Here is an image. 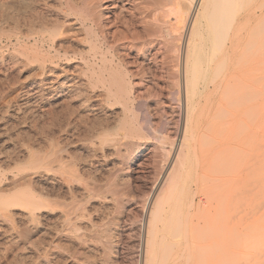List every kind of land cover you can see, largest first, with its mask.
<instances>
[{
    "label": "bare ground",
    "instance_id": "1",
    "mask_svg": "<svg viewBox=\"0 0 264 264\" xmlns=\"http://www.w3.org/2000/svg\"><path fill=\"white\" fill-rule=\"evenodd\" d=\"M262 30L264 0H0V260L41 256L48 264L52 237L94 255L75 222L62 230V221L52 223L56 196L83 201L98 188L85 185L87 179L106 170L104 201H118L121 214L123 198L135 197L140 187L144 161L152 159L155 174L166 152L169 194L138 213L146 221L139 226L136 264H241L230 257L248 233L244 214L226 213L210 225L211 206L199 188L211 180L208 134L214 140L219 112L213 106L223 85L233 179L238 189L253 191L248 54L251 34ZM115 58L121 65L112 66ZM123 140L135 155L124 152ZM72 144L84 157L67 161L62 152ZM114 223L107 236L117 241H110L111 253V243L104 248L102 264H122L125 223ZM89 232L96 241L105 233ZM52 259L70 264L59 254Z\"/></svg>",
    "mask_w": 264,
    "mask_h": 264
},
{
    "label": "rangeland",
    "instance_id": "2",
    "mask_svg": "<svg viewBox=\"0 0 264 264\" xmlns=\"http://www.w3.org/2000/svg\"><path fill=\"white\" fill-rule=\"evenodd\" d=\"M249 45H250V51L248 54V59L250 62V67L253 70V73H252V77H253L252 99L253 100L250 101V108H251L252 113L255 115L254 116L252 114L253 117H252V124H251V129L253 131V152H254V156H255V171H254L255 176L253 178V183H254L253 191H252V193H247L244 191L243 186L241 187V189H238L237 188L238 185L235 183V181L233 179L235 176V173H234V167L235 166L233 163L234 157H233V155H231V153H229V149L227 147V141H228L230 132H228V130H227V118L228 117H227V114L225 112V110L227 109V93H226V91H224L223 85L218 86V95H217V98H216V100L214 102V106H213V108L217 109L216 112H219V114H217L216 120L214 119V121L217 122V127L215 130L216 135L214 136V140H216V141L214 142V140H212V136L210 134H208V136L210 137L208 145L210 144L211 141H212V143L208 146L211 148L209 150L210 157L208 160V169H207L206 173L209 174V176L211 177V180H209L207 182L208 185H206V186L201 185L199 190L201 189L205 192V194H207L206 195L208 197L207 203L211 206L210 209L212 212L211 213L212 216L209 220L210 225L214 226L217 222H220L221 216H224L226 213L230 214V215L231 214H234V215L244 214V222H245L244 225L247 226L246 228L249 227L248 228L249 230H247L245 228V230L248 231V233L246 235L242 236L240 245L238 246L236 253L232 254V256L230 257V260L235 261V262H239L241 264H261V262L264 261V232H263L264 231V30H262L261 32H258V33H252L250 36ZM115 65H121L120 62L118 61V59H116V58L112 62V66L115 67ZM211 77L212 76L208 77V79H210ZM221 77H222V73L215 75V79L217 81ZM2 86L3 85L0 84V88ZM254 94H256V95L254 96ZM203 96L205 97V93H203ZM251 102H253V103L251 104ZM251 105L253 108L251 107ZM209 107H210V105L208 103L207 107H206L207 110L209 109ZM117 109H118V107H116L114 109V111H117ZM224 121H225V123H224ZM113 124H114V121H109V122L105 123V125H110V126ZM151 127L154 129V126H151ZM159 127H160V125H159ZM59 129L60 128L58 127L52 131V133L55 131V133H53L54 136L56 133H58L57 135H59V132H60ZM218 140H219V142H217ZM130 142L131 141H124L123 140V142L121 143V147L124 150V152L126 151V153L135 155L137 153V151H132V143H130ZM69 149L71 150V152ZM73 150H74V152L72 153ZM67 151L68 152H64V151L62 152L64 154L63 156H66L65 158L67 159V161H71L72 159L78 160L79 156L84 157V154H83L84 150L82 148H79V146L77 144L76 145L75 144L70 145L68 147ZM162 154L163 155L160 157L161 160L158 164V167H156L157 172L155 174L152 173V175H151L152 165H153L152 159L147 158L144 161L145 165L142 166L143 169L141 168V173L139 174L140 178H138L139 179L138 185H140V187L137 188L138 190L136 189L137 191L135 192V195H134L135 197L123 198V201L126 202V207L124 208V210L121 214L119 213V209H118L119 208L118 207V201L117 202L113 201L111 204L104 201L105 200L104 196H107L108 193L109 194L107 197L110 196V192L108 191V186L106 185L108 183V178L106 176V174L108 172H106V170L102 171L104 175L100 174V175H102V177L100 175H97L98 177L96 176L93 179H87V183L85 185L90 186V187H94L93 185H96L99 188L98 189L95 186V189L97 188L96 190L98 191V192L97 191L95 192L96 195L91 194L89 196L90 198L87 197L86 199H84L81 202H78L77 204L72 203L71 198H69L68 195H66L64 193H60L61 195L59 194L58 196H56L57 200H59L60 202H57L56 206H54V213L51 215V217H52L51 219H53L52 223H54V222L61 223V221H62V223L64 224L60 227V230H62L70 222L71 223L75 222L76 225L80 227V229L78 230V233L85 234L86 239H88L86 241H83L82 245L84 244L83 246H85V247H87L88 245H89V247H94L96 249V253H94V255H93V252L91 250L88 252L87 249L84 250L85 252L84 251L81 252L82 249L76 250L74 248L68 247V246H66V241H62L61 243H59L58 240L55 241L56 239H54L52 237L48 243L49 254L47 256L46 262L48 264H54V263L55 264H66L63 261L57 262V260L52 259L53 255L56 256L59 254L62 256V259H63V257H64V259L66 257L67 261H69L70 264H102L101 258L103 257L104 248H107V249L109 248V243H111L110 241H112L113 243H116V241H117V238H115L116 237L115 235H111L108 238L107 231L112 229V228L114 229V227L116 226L114 221L117 219L119 220V218H121L122 223L123 224L125 223L124 224L125 225V232H123L125 234L122 235L123 237L122 236L120 237V240L118 242L119 244H121V245L118 244L119 249H120L121 263L122 264H124V263L125 264H136V261L138 260L137 256L140 255V253H138L136 243L140 238L139 233H141L140 236L143 235L142 231L139 230V226L146 221V219L144 217L142 218V216H140L138 213H140V209L142 206L145 205V208L147 209V208H149V205L152 206V202L155 201V199L157 197H159L161 195H165L166 197H168V194H169V189H168L169 186H168V181H166V178H167L166 174H167V171L169 168L168 165L170 164L171 157L168 156V154L166 152H162ZM112 157H113V160L115 161L114 163L117 164L121 158V155H119V156L117 155L118 158L116 156H112ZM165 172H166V174H165ZM142 173H144V174H142ZM163 176H165V177H163ZM192 176H193L192 174H188V173L184 174V179L189 180L192 178ZM162 177H163V179H162ZM146 178L149 181L146 180ZM141 182L143 185L141 184ZM214 183H216V184H214ZM100 184H102V185H100ZM148 184L150 186H148ZM83 185H84V183H83ZM144 185H146V186L144 187ZM158 185H160V186H158ZM157 186L159 188H157ZM102 189H103V192L101 191ZM146 189L147 190L149 189V191H147ZM139 193H141V195H139ZM173 193H174V191H173ZM65 195L67 198L65 197ZM149 197H150V199H149ZM175 198H176L175 196L170 197L169 202L173 203L175 201ZM198 198H200V197H198ZM136 201H138V202H136ZM70 202H71V204H70ZM102 203H103V205H102ZM96 204H98V205H96ZM100 205H102V206H100ZM107 205H109V206H107ZM129 205H131V207ZM73 206H74V208L71 210L70 208ZM91 207H92V209L93 208L94 209L92 210ZM100 207H102V208H100ZM136 208L138 209V211H136L137 210ZM80 209H82V210H80ZM69 211H71V212L74 211V212L70 214ZM104 211H105V213H104ZM60 212L61 213L68 212L67 213L68 215L63 216V215H61ZM146 212H147V210H146ZM81 213H83V214H81ZM133 213H135V214H133ZM55 215L57 218L55 217ZM100 216H102V217H100ZM249 217H250V219H249ZM94 218H96L97 222L95 221ZM125 218H127V219H125ZM254 218H257V222L254 225L248 224ZM92 220H94V221L92 222ZM77 222L80 224L83 222L84 223L79 225ZM143 225H142V227H143ZM88 227H91V228H88ZM250 227L252 228L253 231H251ZM135 228H136V230H135ZM91 230L92 231H103L105 233H102V235L99 237L100 239L98 241H96V240H92L91 238H89V234H90L89 231H91ZM130 230H132V231L129 232ZM137 231H138V233H137ZM249 232H251V233H249ZM131 234H133L134 237ZM122 238L123 239L125 238L126 240L125 239L123 240ZM249 238H250V240H248ZM131 241H133V242H131ZM123 242L125 244H123ZM39 244H40V240L36 239L34 241L33 245L35 247H37ZM73 244L75 245V247L77 246V243L75 241L73 242ZM112 248H113V246L111 243V249L109 248L110 253L112 252ZM245 248H247V249H245ZM51 253H52V255H51ZM244 253H246V254H244ZM35 257H36V259H34ZM9 258L1 259L0 264H3V263L4 264H43V263H45V259L41 256H34L33 258L31 257L29 259H24V258L23 259L22 258L12 259L11 257H9ZM31 260H32V262H30ZM3 261H5L6 263ZM27 261H28V263H27Z\"/></svg>",
    "mask_w": 264,
    "mask_h": 264
}]
</instances>
